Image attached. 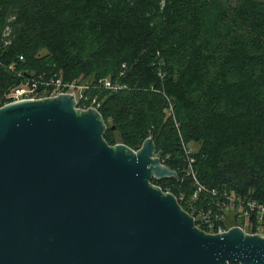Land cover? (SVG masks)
I'll use <instances>...</instances> for the list:
<instances>
[{"label":"trees","instance_id":"1","mask_svg":"<svg viewBox=\"0 0 264 264\" xmlns=\"http://www.w3.org/2000/svg\"><path fill=\"white\" fill-rule=\"evenodd\" d=\"M22 75L89 81L107 143L152 137L177 173L163 191L264 202V0H0V107Z\"/></svg>","mask_w":264,"mask_h":264},{"label":"water","instance_id":"2","mask_svg":"<svg viewBox=\"0 0 264 264\" xmlns=\"http://www.w3.org/2000/svg\"><path fill=\"white\" fill-rule=\"evenodd\" d=\"M74 94L0 107V264H264V237L211 234L153 182L178 178L152 137L104 138Z\"/></svg>","mask_w":264,"mask_h":264},{"label":"built area","instance_id":"3","mask_svg":"<svg viewBox=\"0 0 264 264\" xmlns=\"http://www.w3.org/2000/svg\"><path fill=\"white\" fill-rule=\"evenodd\" d=\"M104 85L105 88L117 89L109 80ZM89 88V83L83 84L76 80L64 82L61 79L44 80L43 78L36 79L22 75L21 82L5 94L7 100L5 104L12 101L43 99L71 93L76 97L78 108L95 107L99 109V104L95 105V99L90 105H87L89 96L86 91ZM190 152L188 151V153ZM179 201L184 202L186 200L181 197ZM186 203L189 205L185 210L195 218L196 226L207 233L218 234L239 226L248 234H261L264 237V202L227 190L214 189L209 191L200 186ZM229 218L245 220L248 223V229L241 224L228 227L225 220Z\"/></svg>","mask_w":264,"mask_h":264},{"label":"rangeland","instance_id":"4","mask_svg":"<svg viewBox=\"0 0 264 264\" xmlns=\"http://www.w3.org/2000/svg\"><path fill=\"white\" fill-rule=\"evenodd\" d=\"M9 33H10V32H9ZM9 33H7L6 36H8ZM7 41H8V42L10 41V37H9V36H8V38H7ZM43 53H45V52L43 51L42 54H43ZM81 83L86 84L87 81L82 80ZM88 83H89V81H88ZM196 149H198V145H196V144H192L190 150H191V151H195ZM157 155H158V154H157ZM188 205H189V203H186V204H185V207L187 208ZM225 224H226L228 227H231V226L236 225V224H241V225H243L244 227H246V228L248 229V223H247L245 220H241V221H240V220H237V219H234V218H229V219L225 220Z\"/></svg>","mask_w":264,"mask_h":264}]
</instances>
